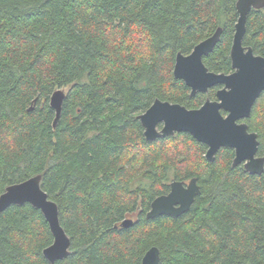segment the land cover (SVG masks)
<instances>
[{"label":"trees","instance_id":"trees-1","mask_svg":"<svg viewBox=\"0 0 264 264\" xmlns=\"http://www.w3.org/2000/svg\"><path fill=\"white\" fill-rule=\"evenodd\" d=\"M237 17L236 0H0V194L41 174L70 238L53 264H140L151 246L159 264H264V170L232 166L227 147L208 161L187 132L147 141L137 117L155 98L200 106L175 56L220 26L203 61L230 72ZM242 42L264 56V7L248 13ZM63 87L53 126L49 98ZM246 122L264 155V91ZM192 177L201 192L187 212L146 217L171 180ZM52 241L31 204L0 212V264H50Z\"/></svg>","mask_w":264,"mask_h":264},{"label":"water","instance_id":"water-1","mask_svg":"<svg viewBox=\"0 0 264 264\" xmlns=\"http://www.w3.org/2000/svg\"><path fill=\"white\" fill-rule=\"evenodd\" d=\"M263 7L264 0H236L238 17L229 51L233 72L226 74L211 71L203 61L221 37L220 26L211 35L196 43L190 53L176 54L173 75L176 79L183 80L190 88V95L207 92L208 88L216 84H221L222 87L216 91L215 100L206 99L197 108H188L180 103L155 98L151 105L137 116L147 141L187 132L196 141L207 146L205 158L208 161L214 160L219 149L227 147L234 150L232 166L243 164L250 174L263 172L264 156H256L257 134L249 131L245 122L239 121L250 116L253 103L264 90V56L255 54L251 46H245L242 42L248 13L251 9ZM65 96L63 88L55 89L50 95L49 104L55 111L53 126L60 116ZM222 110L226 112L225 115ZM41 177V174H36L6 186L0 194V212L10 205L24 203L38 208L53 236L52 243L43 249V256L53 264L68 256L70 238L60 224L56 202L41 186ZM200 192L196 177L187 182L173 179L169 182V191L151 201L146 217H178L189 210ZM133 222L132 218H126L121 225L126 227ZM159 260L158 247L151 246L143 254L140 264H159Z\"/></svg>","mask_w":264,"mask_h":264},{"label":"flooded vegetation","instance_id":"flooded-vegetation-1","mask_svg":"<svg viewBox=\"0 0 264 264\" xmlns=\"http://www.w3.org/2000/svg\"><path fill=\"white\" fill-rule=\"evenodd\" d=\"M256 54V53H255ZM259 55V54H258ZM234 70H233V68H232V66H231V71L230 72H228V73H231V72H233ZM224 73V72H223ZM228 73H226V74H228ZM222 87V85L221 84H216V85H214V86H212V87H210V88H208V91L207 92H197V93H203L204 95H206L205 96V99H204V101L206 100V99H211V100H215L216 99V91L219 89V88H221ZM190 89V88H189ZM211 90H213V96H209L208 95V93H209V91H211ZM190 91V90H189ZM264 91V90H263ZM262 91V92H263ZM261 92V93H262ZM196 93V94H197ZM261 93H260V95H261ZM195 94V95H196ZM189 95H190V92H189ZM260 95L257 97V99L255 100V102L253 103V105H252V108H253V106H254V104L256 103V101L258 100V98L260 97ZM190 96H192V95H190ZM194 96V95H193ZM204 101L201 103V105L204 103ZM200 105V106H201ZM200 106H198V107H200ZM197 108V107H196ZM252 108H251V112H252ZM251 112H250V115H251ZM222 113L225 115L226 114V112L224 111V110H222ZM250 117V116H249ZM249 117H247V118H244V119H241V120H239L240 122H245L246 124H247V122H246V119H248ZM247 126H248V124H247ZM248 130H249V128H248ZM250 131V130H249ZM251 132H254V131H251ZM256 133V132H255ZM257 134V133H256ZM257 140H258V145H259V139H258V136H257ZM232 149V148H231ZM234 151V150H233ZM256 156H264V155H260L259 153H258V147H257V153H256ZM234 157V156H233ZM233 161V160H232ZM240 165H242L243 166V164H240ZM244 168V167H243ZM249 173V172H248ZM184 182H187V181H184ZM169 191V190H168ZM167 191V192H168ZM166 192V193H167ZM165 194V193H164ZM160 195H162V194H160Z\"/></svg>","mask_w":264,"mask_h":264},{"label":"rangeland","instance_id":"rangeland-1","mask_svg":"<svg viewBox=\"0 0 264 264\" xmlns=\"http://www.w3.org/2000/svg\"><path fill=\"white\" fill-rule=\"evenodd\" d=\"M64 91L67 92L68 90V87H63Z\"/></svg>","mask_w":264,"mask_h":264}]
</instances>
